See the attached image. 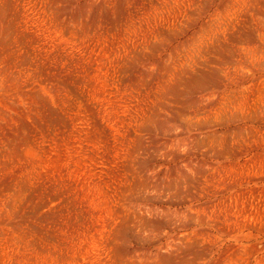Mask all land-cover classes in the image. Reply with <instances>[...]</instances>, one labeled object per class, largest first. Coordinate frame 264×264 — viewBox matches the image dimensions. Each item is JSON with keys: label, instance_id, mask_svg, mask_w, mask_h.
I'll list each match as a JSON object with an SVG mask.
<instances>
[{"label": "rangeland", "instance_id": "rangeland-1", "mask_svg": "<svg viewBox=\"0 0 264 264\" xmlns=\"http://www.w3.org/2000/svg\"><path fill=\"white\" fill-rule=\"evenodd\" d=\"M0 264H264V0H0Z\"/></svg>", "mask_w": 264, "mask_h": 264}]
</instances>
